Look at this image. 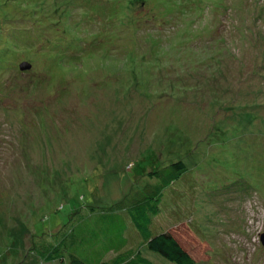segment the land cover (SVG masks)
<instances>
[{"label":"rangeland","instance_id":"rangeland-1","mask_svg":"<svg viewBox=\"0 0 264 264\" xmlns=\"http://www.w3.org/2000/svg\"><path fill=\"white\" fill-rule=\"evenodd\" d=\"M82 1L0 0V264H47L55 222L123 228L162 182L195 264H264V0Z\"/></svg>","mask_w":264,"mask_h":264},{"label":"trees","instance_id":"trees-1","mask_svg":"<svg viewBox=\"0 0 264 264\" xmlns=\"http://www.w3.org/2000/svg\"><path fill=\"white\" fill-rule=\"evenodd\" d=\"M85 4L87 1L83 0L81 6L84 7ZM14 32L17 33L18 30ZM7 40L10 39L2 37L3 42ZM168 167L171 169L165 176L168 180L179 177L185 170L181 161L171 163ZM154 173L151 171L149 174ZM163 184L154 187L156 195L152 199L153 203L135 200L133 211L123 220V228H115L105 234L103 229L97 232L84 228L80 230L77 238L69 233V240L64 234H53L55 231L51 230H58L60 224L55 222L54 229L39 237L37 250L44 256L43 261L47 264H153L144 256L146 250L160 255L172 264H195L173 233L162 229L154 219L159 210L157 202L164 188ZM47 236L50 240H47Z\"/></svg>","mask_w":264,"mask_h":264},{"label":"water","instance_id":"water-1","mask_svg":"<svg viewBox=\"0 0 264 264\" xmlns=\"http://www.w3.org/2000/svg\"><path fill=\"white\" fill-rule=\"evenodd\" d=\"M30 67V64L26 61H22L21 63H19V68L22 69H28ZM261 238V242L264 243V233H262L260 235Z\"/></svg>","mask_w":264,"mask_h":264},{"label":"crops","instance_id":"crops-1","mask_svg":"<svg viewBox=\"0 0 264 264\" xmlns=\"http://www.w3.org/2000/svg\"><path fill=\"white\" fill-rule=\"evenodd\" d=\"M144 256H146L147 257V255L145 254ZM148 258V257H147ZM149 259V261L151 262V263H153V264H158V263H156V262H154V261H152L150 258H148ZM160 264V263H159ZM164 264H168V263H164Z\"/></svg>","mask_w":264,"mask_h":264}]
</instances>
